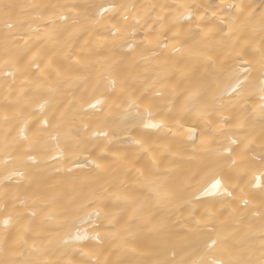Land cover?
Here are the masks:
<instances>
[{
  "label": "bare ground",
  "instance_id": "obj_1",
  "mask_svg": "<svg viewBox=\"0 0 264 264\" xmlns=\"http://www.w3.org/2000/svg\"><path fill=\"white\" fill-rule=\"evenodd\" d=\"M6 2L16 7L8 19L0 13V261L26 264L41 259L49 264H79L83 260L98 258L109 264H202L220 258L222 247H228L240 259H258L264 247V162L259 148L262 103L259 90L245 94L243 103L227 113L235 123L224 129H219L216 123L200 121L198 113H185L181 122L186 126L195 123L198 128L194 141L187 138L186 130L174 134L168 127L145 128L144 124L149 122L145 107H149L152 113V122L163 121L175 128L176 122L171 117L184 111L185 91L189 86L185 73L193 71L191 64L181 53L173 55L174 41L171 39L165 41L168 48H155L154 43L143 42L145 33L138 30V39L129 47L127 35L115 43L107 36V30L114 25L122 32L126 26H132L133 17L141 20L140 25H135L138 29L145 23L158 29L156 17L145 14L159 13L160 8L152 10L149 5L195 3L216 6L221 5L222 0ZM262 2L264 0H223L225 4L244 6L245 17L253 11L249 5L258 12ZM113 5L131 7L104 11ZM222 13L225 23L220 27L239 17L236 8L222 9ZM164 14L170 15V10L166 9ZM62 16L67 19H61ZM52 20L55 24L51 23ZM18 21L27 22L19 32L26 39L30 30L38 26L42 36L59 29L57 41L49 46L73 49V60L89 57L90 75L87 79L76 80L75 76L82 71L78 66L64 63L63 70L73 77V81L60 87L56 94L63 107L80 113L75 117L74 126L80 129L81 136L91 137L89 149L82 155L63 151L61 158L62 137L60 150L57 142L51 139L36 144L38 129L42 127L38 121L46 114L51 119L49 109L52 105H46L43 112L39 110L40 104L48 97L25 83L22 73L14 66L13 53L19 51L23 54L24 50L40 43L34 38L29 39L27 45L19 38L6 41L7 36L17 33ZM208 22L219 24L214 17ZM190 23L183 21L184 31ZM8 24L13 27L9 28ZM65 28L72 29L73 35L63 31ZM175 46L179 47V44ZM223 64L227 65L226 73L238 67L227 60ZM219 70L218 67L209 71ZM203 75L204 69L199 68L197 80ZM113 80L116 91H112ZM122 82L137 96L144 94L154 101L151 106H142L140 114L128 122L123 120V110L112 104L113 98L120 93ZM229 82L222 78L219 88L223 89ZM22 90L27 91L26 96ZM156 92L162 95L156 96ZM96 99L104 103L94 109L89 107ZM216 119L212 117V121ZM25 122L27 139L21 136ZM237 123H244L245 127H236ZM84 125L88 126L87 132L83 130ZM209 128L212 131L203 135ZM103 132L108 136L95 135ZM241 132L250 133L248 139L253 143L242 178L231 184L225 180L234 196L201 195L209 178L203 175L205 143L202 141L223 144L239 154L243 143L248 142L239 135ZM231 140L238 143L231 144ZM135 141L144 144L147 152ZM89 153L92 160L102 163L101 170L86 159ZM29 154L35 157V161L29 159ZM153 160L159 164V172L149 179L175 194L171 202L159 203L140 182V171L150 170ZM237 163H240L239 159ZM129 168L132 170H125ZM106 182H110L109 191L105 193L101 214L89 218V214L101 206H87V195ZM37 194L43 199H37ZM70 208L76 211L70 213ZM5 220L9 221L7 226ZM25 227L30 231L25 234L27 244L21 245L17 241ZM77 234L87 239L76 240ZM97 235L99 242L93 239ZM213 240L217 241L216 245L208 248ZM32 245L37 251H32Z\"/></svg>",
  "mask_w": 264,
  "mask_h": 264
},
{
  "label": "snow or ice",
  "instance_id": "obj_2",
  "mask_svg": "<svg viewBox=\"0 0 264 264\" xmlns=\"http://www.w3.org/2000/svg\"><path fill=\"white\" fill-rule=\"evenodd\" d=\"M16 6L6 2V0H0V13L4 15L6 19L10 18L12 10ZM40 7V6H37ZM125 5H113L112 7L105 8V12H111L116 9H124ZM150 9L155 10L160 8V12L146 13L145 15L155 16L159 22L158 29L151 27L145 23L140 29L135 25H140L141 20L137 17H133L134 24L132 26H126L123 32L115 25L107 30V36L112 38V42L115 43L117 39L123 38L127 35L129 38V44L131 47L132 42L136 41L138 37L136 32L138 30L144 31L143 42L148 44H155V48H168L169 44L165 41L171 39L174 41L173 55L181 53L182 56L187 59L193 71L185 73V80L188 81L189 86L185 91V106L184 111L177 116L171 117L176 124L173 129L163 121L152 122V113L149 107H145V112L149 122L144 124L145 128L158 129L162 127H168L170 132L174 134L187 131L188 139L195 140L196 132L198 131L197 125L186 126L181 121L185 119V113H198L200 121L204 123H216L219 129H224L227 125L235 123L233 119H230L227 113H230L232 108L237 104L243 103L242 97L250 93L251 91L258 89L261 95V105L259 112V124H260V140L259 148L261 152V160L264 162V2L259 5L260 11H256L254 6L249 5L248 8L253 11L244 16L242 5L225 4L221 5H201L195 3L179 4V5H149ZM236 8L239 12V17L229 20L225 27H220V24H224V16L222 9ZM170 10V15H165V10ZM211 9V11H210ZM216 18L219 24L212 22L209 23L211 18ZM243 17V19H240ZM42 18V17H41ZM61 19H67V17H61ZM127 20V16H125ZM183 21L191 22L187 31L183 30ZM195 21H202L204 23H196ZM17 33L11 36H7L5 39L14 40L22 39L24 44H28L29 39H35L40 42L32 45L30 48L24 50L23 54L19 51L13 53L14 66L18 71L22 73V78L25 83H29L32 89L40 91L48 98L44 103L40 104L39 110L44 111L46 105L51 104L49 109L51 119L48 114L42 116L38 123L42 124V127L38 129L36 144L47 143L49 139L57 142V148H59V141L61 137L64 140V148L61 150V158L63 151H69L73 155H82L89 149V142L91 137L81 136L80 129L74 126L75 117L79 115V112H70L67 107L56 99V94L60 87L65 84H69L73 81V77L66 73L64 63L67 62L69 66H78L82 71V74L76 75L75 79H87L90 75L89 57H80L73 60L74 50L66 47L49 46L54 45L58 39L59 29H54L52 34L44 33L41 35V28L38 26L32 28L27 34V39L24 35H20V29L23 28L26 21H18ZM51 23L55 24L52 20ZM12 28V24L7 25ZM63 31L68 32L69 35H73V30L65 28ZM215 33V35H213ZM170 34V35H169ZM82 38V37H81ZM70 43V41H69ZM175 44H179L176 47ZM20 48L21 46H16ZM34 49V51H33ZM155 54V49L152 50ZM6 55L8 53L6 52ZM229 61L238 67L230 73H226L225 69L227 65L223 64V61ZM8 61H6L7 63ZM240 65L245 67L240 68ZM219 67V71L215 70ZM199 68L204 69V75L197 80L196 74ZM255 73L253 77L252 74ZM7 74L12 75L11 72ZM250 77H252L250 82ZM222 78L230 81L223 89L219 88V82ZM113 88L115 89V80L111 81ZM213 84L216 87H213ZM24 91V90H22ZM24 95H27V91H24ZM156 96H161V92H156ZM104 103L101 99H96L94 103H90L89 107L97 108ZM154 101L150 100L148 96L144 94L136 95L135 92L129 91L123 84H121L120 93L112 100V104L116 108L123 110V120L128 122L130 118L139 115L142 106H151ZM111 110V106H110ZM217 119L212 121V117ZM5 121L8 117H4ZM27 127L25 122L24 127L21 128V136L27 139L24 135V129ZM236 127L244 128V123H237ZM83 130L88 131V126L84 125ZM212 129L209 128L203 135H208ZM95 135L108 136L107 132L95 133ZM247 143H243V148L239 154H235L234 150L230 147H225L223 144L204 142L205 147L203 149L204 155L202 157L203 175L209 177L204 188L201 190V195H212L220 197H233L234 193L228 184H231L233 180H240L242 174L246 168V159L249 155V149L251 148L252 140L248 139L251 135L248 132L239 133ZM215 139V137H214ZM140 145V148L147 152L144 144L140 141H135ZM231 144H237L236 140H231ZM225 156L228 159H225ZM29 159L35 161V157L29 154ZM56 160L57 157H52ZM91 161L97 170L102 169V163H96L92 160V154L86 157ZM237 159L240 163H237ZM134 167V166H133ZM159 164L153 160L152 168L148 171H140V182L144 184L152 193V197L156 198L159 203H166L173 201L175 194L167 192L163 187L159 186L155 181L149 178L159 172ZM126 171L132 170L131 168L125 169ZM227 180L228 184L225 183ZM110 182L100 184L97 188H94L87 195L85 204L89 207H97L94 213L89 214V218L94 214L99 216L101 214V208L106 199L105 193L109 191ZM238 186V185H234ZM119 199V194H115ZM149 197V198H152ZM37 199H43L42 195L37 194ZM127 198V197H125ZM247 204V200L244 201ZM71 213L76 211L75 209H68ZM35 215V213H33ZM81 219H83L81 217ZM5 226L9 223L8 220L4 221ZM264 230V229H262ZM30 231L28 227L24 228V232L18 237V243L21 245L27 244L25 234ZM76 240L87 239L86 236L79 234L75 237ZM99 242V237L94 236ZM4 242H7V237L4 238ZM52 243V241H49ZM67 243V241H65ZM217 243L213 240L211 244L207 245L208 248H212ZM32 251H37L35 245L31 246ZM88 255L87 253H82ZM0 264H5L4 261H0ZM10 264H19L18 261H12ZM26 264H49L41 259L35 261H28ZM79 264H109L108 261H101L98 258L92 260H83ZM202 264H264V247L260 250V256L258 259L249 257L248 259H240L232 252L228 247L220 248V258H213L203 261Z\"/></svg>",
  "mask_w": 264,
  "mask_h": 264
}]
</instances>
